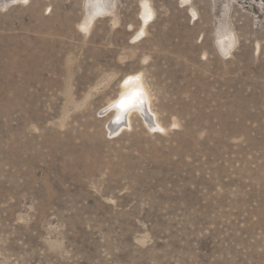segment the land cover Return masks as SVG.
<instances>
[{"label":"rangeland","instance_id":"rangeland-1","mask_svg":"<svg viewBox=\"0 0 264 264\" xmlns=\"http://www.w3.org/2000/svg\"><path fill=\"white\" fill-rule=\"evenodd\" d=\"M15 1L0 0V264H264V0ZM128 75L164 132L136 113L108 132Z\"/></svg>","mask_w":264,"mask_h":264},{"label":"bare ground","instance_id":"bare-ground-1","mask_svg":"<svg viewBox=\"0 0 264 264\" xmlns=\"http://www.w3.org/2000/svg\"><path fill=\"white\" fill-rule=\"evenodd\" d=\"M17 1L20 0H16L15 2ZM22 1L26 3L28 0ZM95 9L93 10L94 12L88 14L87 18L81 25L84 31L88 32L93 21L96 19V15H100L105 12L104 7L102 8L101 6L99 7L96 5ZM140 18V27L138 33H136L135 39L140 38L144 35L145 27L151 21L152 18L151 7L146 1H142L141 3ZM228 41L230 44H232V39L229 38ZM220 43V45L223 47V54L227 55L229 53V51L226 50L227 44H225L224 40L220 41ZM121 88L122 93L117 99V101L115 100L114 102H111L109 106L101 112V114H103L104 112H108L109 110H114L116 112L113 121L107 126L108 132L110 131V135L116 136L123 130L130 129V116L132 113H136L142 118L144 125L146 126V128H148L147 130L151 131V133L164 132L165 128L157 120L155 113H153V110L151 108V96L145 88L141 75L126 76L121 81ZM121 102H123V104ZM175 125L176 121L174 119L172 126Z\"/></svg>","mask_w":264,"mask_h":264},{"label":"snow or ice","instance_id":"snow-or-ice-1","mask_svg":"<svg viewBox=\"0 0 264 264\" xmlns=\"http://www.w3.org/2000/svg\"><path fill=\"white\" fill-rule=\"evenodd\" d=\"M123 104V102H121Z\"/></svg>","mask_w":264,"mask_h":264}]
</instances>
